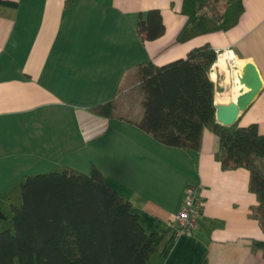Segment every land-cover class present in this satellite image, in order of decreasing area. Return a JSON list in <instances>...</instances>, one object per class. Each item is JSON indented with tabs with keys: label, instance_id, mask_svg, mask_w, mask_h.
I'll use <instances>...</instances> for the list:
<instances>
[{
	"label": "crops",
	"instance_id": "obj_1",
	"mask_svg": "<svg viewBox=\"0 0 264 264\" xmlns=\"http://www.w3.org/2000/svg\"><path fill=\"white\" fill-rule=\"evenodd\" d=\"M12 1L15 13L0 16L3 214L22 203L29 176L98 169L155 236L148 264H264V254L252 247L264 231L252 216L258 203L249 171L222 169L220 139L211 130L192 152L142 130L144 96L133 84L139 65L166 66L208 44L222 56L232 53L236 63L212 69L215 104L247 92L239 69L257 66L263 90L237 125L258 124L264 133V0H207L201 13L203 0ZM151 10H160L165 31L143 41L137 24ZM114 99L117 117L93 111ZM190 185L204 205L197 230L184 235L172 222Z\"/></svg>",
	"mask_w": 264,
	"mask_h": 264
},
{
	"label": "trees",
	"instance_id": "obj_2",
	"mask_svg": "<svg viewBox=\"0 0 264 264\" xmlns=\"http://www.w3.org/2000/svg\"><path fill=\"white\" fill-rule=\"evenodd\" d=\"M206 3H199L198 12ZM16 9L17 1L0 0V16ZM164 31L160 10L140 16L137 32L143 41H155ZM218 57L206 44L166 66L139 65L133 84L144 96V115L137 125L162 144L189 152L200 149L205 130L213 131L220 139L216 160L222 169L249 171L258 203L252 216L264 231V133L258 124L217 123L210 75ZM117 108L114 99L93 111L115 118ZM21 188L22 203L12 208L13 231H0V264H148L153 257L155 236L146 233L132 204L100 170L87 175L65 168L29 176ZM252 247L264 254V240H252Z\"/></svg>",
	"mask_w": 264,
	"mask_h": 264
},
{
	"label": "water",
	"instance_id": "obj_3",
	"mask_svg": "<svg viewBox=\"0 0 264 264\" xmlns=\"http://www.w3.org/2000/svg\"><path fill=\"white\" fill-rule=\"evenodd\" d=\"M238 80L240 85L248 91L245 92V90H242L236 100L229 104H215L216 120L225 127L237 125L241 114L245 113L251 107L263 90V81L257 66L253 62L243 64L238 72ZM0 220H6V216L1 209Z\"/></svg>",
	"mask_w": 264,
	"mask_h": 264
},
{
	"label": "built area",
	"instance_id": "obj_4",
	"mask_svg": "<svg viewBox=\"0 0 264 264\" xmlns=\"http://www.w3.org/2000/svg\"><path fill=\"white\" fill-rule=\"evenodd\" d=\"M221 57L222 54H219L218 62ZM217 63L212 69L216 68L218 65ZM203 205L204 200L200 195L198 188L191 185L188 186L185 190L181 210L172 222L181 234L192 235L197 230Z\"/></svg>",
	"mask_w": 264,
	"mask_h": 264
},
{
	"label": "rangeland",
	"instance_id": "obj_5",
	"mask_svg": "<svg viewBox=\"0 0 264 264\" xmlns=\"http://www.w3.org/2000/svg\"><path fill=\"white\" fill-rule=\"evenodd\" d=\"M227 57V56H226ZM224 59V58H223ZM224 61H225V59H224ZM226 61H228V60H226ZM229 64V63H228ZM232 65V64H231ZM227 66V65H226ZM226 66L225 67H223V68H226ZM222 68V67H221ZM19 205H21V204H19ZM8 217H9V219H7V220H5V221H0V231H5V230H11V231H13V223H12V213L11 212H9L8 214Z\"/></svg>",
	"mask_w": 264,
	"mask_h": 264
},
{
	"label": "bare ground",
	"instance_id": "obj_6",
	"mask_svg": "<svg viewBox=\"0 0 264 264\" xmlns=\"http://www.w3.org/2000/svg\"><path fill=\"white\" fill-rule=\"evenodd\" d=\"M227 56V57H226ZM225 59V61H224V59ZM226 60H228V61H226ZM235 60H234V57L232 56V53L231 54H229V53H227V54H225L224 56H222L221 58H220V61L217 63L218 65L217 66H220V67H225L226 66V64L228 65V63L227 62H230L232 65H235L236 63L234 62ZM237 62V61H236ZM246 89V88H245Z\"/></svg>",
	"mask_w": 264,
	"mask_h": 264
},
{
	"label": "clouds",
	"instance_id": "obj_7",
	"mask_svg": "<svg viewBox=\"0 0 264 264\" xmlns=\"http://www.w3.org/2000/svg\"><path fill=\"white\" fill-rule=\"evenodd\" d=\"M218 62V61H217Z\"/></svg>",
	"mask_w": 264,
	"mask_h": 264
}]
</instances>
